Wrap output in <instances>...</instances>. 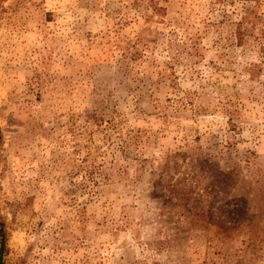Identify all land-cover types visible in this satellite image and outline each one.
Segmentation results:
<instances>
[{
	"label": "rangeland",
	"instance_id": "1",
	"mask_svg": "<svg viewBox=\"0 0 264 264\" xmlns=\"http://www.w3.org/2000/svg\"><path fill=\"white\" fill-rule=\"evenodd\" d=\"M0 131L3 264H264V0H0Z\"/></svg>",
	"mask_w": 264,
	"mask_h": 264
},
{
	"label": "trees",
	"instance_id": "2",
	"mask_svg": "<svg viewBox=\"0 0 264 264\" xmlns=\"http://www.w3.org/2000/svg\"><path fill=\"white\" fill-rule=\"evenodd\" d=\"M244 1H255V0H244ZM241 21L237 22V27L235 31V36L238 38V40H242L243 36L245 35V30L241 27ZM0 139H1V131H0ZM6 230L3 224V221L0 219V264H3V255L6 251Z\"/></svg>",
	"mask_w": 264,
	"mask_h": 264
}]
</instances>
